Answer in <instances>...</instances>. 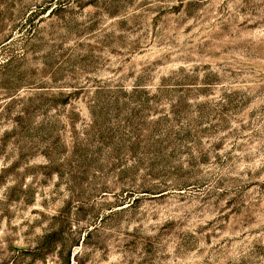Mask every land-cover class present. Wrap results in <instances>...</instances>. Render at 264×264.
<instances>
[{
	"label": "rangeland",
	"instance_id": "374dc122",
	"mask_svg": "<svg viewBox=\"0 0 264 264\" xmlns=\"http://www.w3.org/2000/svg\"><path fill=\"white\" fill-rule=\"evenodd\" d=\"M4 44L0 264H264V0H0Z\"/></svg>",
	"mask_w": 264,
	"mask_h": 264
},
{
	"label": "trees",
	"instance_id": "16d2710c",
	"mask_svg": "<svg viewBox=\"0 0 264 264\" xmlns=\"http://www.w3.org/2000/svg\"><path fill=\"white\" fill-rule=\"evenodd\" d=\"M8 47V44L0 45V55L3 56V52ZM6 55V54H4ZM8 55V54H7ZM8 63H1L0 61V69H3L8 66ZM58 234L53 233L49 235H45L40 242L38 248H37V255H48L49 253H52L54 250L58 248V241L61 240V238H57ZM75 243V242H74ZM68 244H61L60 250L57 252V259L59 264H71V253L69 252L66 256L64 255V251L67 248ZM73 245H70L69 248H71Z\"/></svg>",
	"mask_w": 264,
	"mask_h": 264
}]
</instances>
